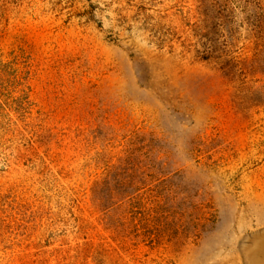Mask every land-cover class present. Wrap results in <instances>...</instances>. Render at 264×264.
I'll return each mask as SVG.
<instances>
[{"label":"rangeland","instance_id":"374dc122","mask_svg":"<svg viewBox=\"0 0 264 264\" xmlns=\"http://www.w3.org/2000/svg\"><path fill=\"white\" fill-rule=\"evenodd\" d=\"M0 264H264V0H0Z\"/></svg>","mask_w":264,"mask_h":264}]
</instances>
